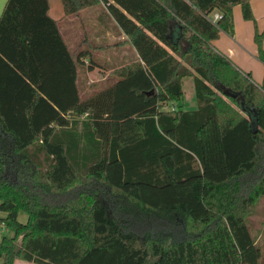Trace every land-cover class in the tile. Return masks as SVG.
Returning a JSON list of instances; mask_svg holds the SVG:
<instances>
[{
    "label": "trees",
    "instance_id": "obj_1",
    "mask_svg": "<svg viewBox=\"0 0 264 264\" xmlns=\"http://www.w3.org/2000/svg\"><path fill=\"white\" fill-rule=\"evenodd\" d=\"M251 1L61 0L67 16L104 3L138 54L103 88L87 71L105 67L72 58L49 0L7 1L2 264H261L246 215L264 196V80L213 46L234 35V6L253 19ZM54 57L61 64L48 67ZM189 78L193 111L179 104ZM82 119L100 148L84 167L57 136ZM150 220L162 231H130Z\"/></svg>",
    "mask_w": 264,
    "mask_h": 264
},
{
    "label": "crops",
    "instance_id": "obj_2",
    "mask_svg": "<svg viewBox=\"0 0 264 264\" xmlns=\"http://www.w3.org/2000/svg\"><path fill=\"white\" fill-rule=\"evenodd\" d=\"M7 1L8 0H0V17ZM252 1L254 3L255 0ZM252 1L251 5L253 4ZM61 6L62 7L60 8H56L57 14L60 16L54 17L51 16L52 8L50 5V16L57 21L63 39L72 54V58L77 59L81 56L82 67H105L104 69L96 68L93 71H87L90 83L100 84V88L105 87L111 80V74L113 71L131 64L138 58L136 50L130 43L125 42L127 41V37L121 32L120 26L116 23L114 18L109 15L107 6L104 3H102L100 7L85 10L77 16H67L62 2ZM233 37L234 35L230 38ZM234 44L235 46L238 45L237 42ZM213 46L217 51L229 59L241 72L251 74L250 72L241 69L232 58L221 50V43L214 41ZM91 59L95 62L92 63ZM258 60L260 61L259 58ZM59 64H61V62H57L54 57L48 67H57ZM262 65L264 67L263 63ZM63 66L70 67L69 62H67L66 59L63 62ZM95 72L101 74L99 79L90 78ZM254 82L258 85L263 83V81L262 83H259L255 81V79ZM183 103L184 101L182 103L179 102L180 105ZM196 108L197 105L191 110L184 109L193 111L196 110ZM57 132L59 140L65 143L67 150L72 154L71 157H74L73 162L80 167H84L87 162L93 160V158L100 152L98 141L92 137L90 128L85 124L84 119L79 123H75V125H72L68 129H59ZM19 262L20 261L16 264Z\"/></svg>",
    "mask_w": 264,
    "mask_h": 264
},
{
    "label": "rangeland",
    "instance_id": "obj_3",
    "mask_svg": "<svg viewBox=\"0 0 264 264\" xmlns=\"http://www.w3.org/2000/svg\"><path fill=\"white\" fill-rule=\"evenodd\" d=\"M49 2L52 8L51 16H60L57 14L56 8L62 7L61 1L49 0ZM251 6L253 13L252 20L244 19L241 5L234 6V37L230 38V35L221 33L216 41H218V43H221V50L225 52L230 58H232V60L237 63L241 69L250 72L255 81L262 83L264 76V67L257 58L259 43L256 40V34L259 33L261 35V46L264 48V0H255ZM235 42H237L238 45L235 46ZM100 77L101 74L97 72L90 76L91 79H99ZM184 92L185 96L183 100V108L191 110L194 109L196 105L198 107L194 91V82L192 79L189 78L185 80ZM5 216L6 214L0 211V217ZM20 220L22 222H26V214L22 213L20 215ZM246 220L253 238L263 250V260L261 264H264V196L260 197L256 201L250 213L246 215ZM161 223L162 222H153L152 220L146 221L143 224L146 226L140 225L137 226L136 229L131 228L130 231L140 233L143 237L144 235L151 234L152 232L162 231ZM5 233L8 236L14 235V232L12 230H9ZM0 264H2V260H0ZM18 264L27 263L20 261Z\"/></svg>",
    "mask_w": 264,
    "mask_h": 264
},
{
    "label": "built area",
    "instance_id": "obj_4",
    "mask_svg": "<svg viewBox=\"0 0 264 264\" xmlns=\"http://www.w3.org/2000/svg\"><path fill=\"white\" fill-rule=\"evenodd\" d=\"M218 19H220V15L219 14H215L214 15V18H213V21H217Z\"/></svg>",
    "mask_w": 264,
    "mask_h": 264
},
{
    "label": "water",
    "instance_id": "obj_5",
    "mask_svg": "<svg viewBox=\"0 0 264 264\" xmlns=\"http://www.w3.org/2000/svg\"><path fill=\"white\" fill-rule=\"evenodd\" d=\"M239 103H240V101H239Z\"/></svg>",
    "mask_w": 264,
    "mask_h": 264
}]
</instances>
